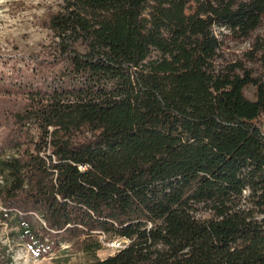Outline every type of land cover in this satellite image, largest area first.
Segmentation results:
<instances>
[{
  "label": "trees",
  "instance_id": "obj_1",
  "mask_svg": "<svg viewBox=\"0 0 264 264\" xmlns=\"http://www.w3.org/2000/svg\"><path fill=\"white\" fill-rule=\"evenodd\" d=\"M263 20L264 0H60L44 53L0 71L8 236L64 264H264Z\"/></svg>",
  "mask_w": 264,
  "mask_h": 264
},
{
  "label": "rangeland",
  "instance_id": "obj_2",
  "mask_svg": "<svg viewBox=\"0 0 264 264\" xmlns=\"http://www.w3.org/2000/svg\"><path fill=\"white\" fill-rule=\"evenodd\" d=\"M59 4L60 0H0V71L6 72L15 62L27 71L32 60L44 53L50 39L49 32L44 28V19L48 12L56 11ZM258 33L264 34V20ZM248 48L249 41L227 40L223 49L225 57L233 60ZM251 93L250 87L244 91L247 98L252 97ZM11 230L6 224L0 225V243L11 259L7 264H64L57 263V255L37 258L26 244L8 236ZM111 243L105 244L106 249L98 253L99 258L115 252ZM81 261V256H77L65 264H79Z\"/></svg>",
  "mask_w": 264,
  "mask_h": 264
},
{
  "label": "built area",
  "instance_id": "obj_3",
  "mask_svg": "<svg viewBox=\"0 0 264 264\" xmlns=\"http://www.w3.org/2000/svg\"><path fill=\"white\" fill-rule=\"evenodd\" d=\"M110 245L113 248H115V250H118V249H121L124 244H123V242H117V241H115V242H112Z\"/></svg>",
  "mask_w": 264,
  "mask_h": 264
}]
</instances>
